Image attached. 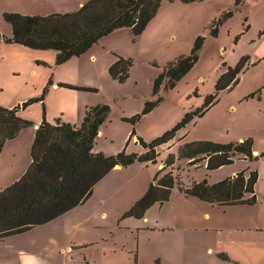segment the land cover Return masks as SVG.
<instances>
[{
    "label": "rangeland",
    "instance_id": "1",
    "mask_svg": "<svg viewBox=\"0 0 264 264\" xmlns=\"http://www.w3.org/2000/svg\"><path fill=\"white\" fill-rule=\"evenodd\" d=\"M233 2L234 0H202L191 3L164 1L156 15L138 35H132L128 28L116 29L82 55L61 64L55 63L53 50H45V53L52 55L50 65H34L35 61L25 71L24 65H21L19 73L0 79V103H8L14 99L15 107L20 100L39 97L46 88L43 104L47 116L52 120L62 113L63 118L80 124L83 113L77 119V109L86 104H107L110 112L95 139L96 151L106 155L121 151L140 154L145 152V149L139 143V138L145 143L151 142L174 127L185 113L201 108L205 96L214 91L215 82L227 67H235L240 60L246 59V65L238 75L237 84L220 90L215 104L207 108L201 116L193 117L184 127L178 129L172 139L155 147V163L135 161L127 168L123 167L118 178L127 184L105 207L98 206V199L101 195L107 196L108 199L111 191L107 187L119 182L113 174L107 176L103 184L98 186L95 195L91 198L89 196L86 203L79 207L85 209L77 212L82 217L88 216L93 209L99 211V215L87 218L91 220L90 225L100 226L96 228V231L100 229L96 236L93 233L95 228L92 234H79L76 229L70 227L71 221H65L64 224L68 225L69 229L67 242L73 239L92 241V244L78 248H74L70 243V252L66 254L65 264H136V248L129 240V233L117 230L119 234L109 238L105 237L106 231L113 232L115 226L119 228L128 224L132 216L119 219L126 202L139 197L138 194L141 196L157 173L162 176L171 172L178 182L188 185L192 181L202 179L214 183L225 177H233L232 171H244L248 175L251 170H256L254 190L264 213V156L248 160L237 155L231 164L207 170L204 160L196 167L178 154L179 144L187 141L206 139L240 142L247 137L252 138V148L257 150L258 154L264 152V0H243L238 6ZM2 6L12 9L8 11H14L19 7V1L0 0V7ZM228 10L232 11V15L224 18V13ZM216 23L219 27L215 36L211 31L212 25ZM197 36L204 37V40L198 60L192 68L172 88L166 89L162 85L158 94L152 95V83L157 74L167 62L188 54ZM37 51L39 50H33L34 53ZM31 54L21 55V63H25L28 57L31 59ZM117 56L132 60L129 76L123 83L112 79L108 73V68ZM34 67L36 73L32 77L27 72ZM53 71L55 72L52 73ZM18 81L21 84L25 81V87L16 90L18 87H15L14 83ZM49 81L51 83H48ZM53 84H57L58 88L55 89ZM83 86L96 90L79 88ZM253 92L255 95L250 96ZM157 96L162 97V100L155 108L142 114L134 123L128 120L141 113L146 100ZM20 109L21 106L18 110ZM24 109L28 110L25 112L28 120L33 122L41 119V103L33 102ZM32 126L24 127L20 131L32 129ZM11 145L13 148V144ZM12 151L13 149H6L0 155V183H4L6 179L2 165L10 164ZM20 153L21 149L19 157L23 155ZM168 158L173 160L171 166L164 165ZM26 166L25 169L29 165ZM103 208L106 210L105 216L102 215ZM101 234L104 238L100 237ZM143 236L145 238V235ZM142 238L141 236L140 241ZM156 247L141 245L138 264H155L153 256ZM0 264L11 263L1 255Z\"/></svg>",
    "mask_w": 264,
    "mask_h": 264
},
{
    "label": "trees",
    "instance_id": "2",
    "mask_svg": "<svg viewBox=\"0 0 264 264\" xmlns=\"http://www.w3.org/2000/svg\"><path fill=\"white\" fill-rule=\"evenodd\" d=\"M164 1L176 0H87L75 11L53 12L46 15L5 11L2 18L10 26L11 35L0 34V42L17 43L31 49L53 50L55 63L61 64L82 55L116 29L128 28L132 35L140 34ZM178 1L191 3L202 0ZM242 1L234 0L233 4L238 6ZM231 15L232 11L228 10L224 13V18ZM218 25V23L212 25L211 33L215 36L218 33ZM203 40L204 37L197 36L188 54L167 62L153 80L152 95L156 96L162 85L166 89L172 88L192 68L198 60ZM131 65L130 58L117 56L108 68L109 76L123 83L129 76ZM245 65L246 59H242L235 67H227L215 82L214 91L205 96L203 106L194 112L185 113L174 127L161 136L147 143L139 138V143L145 149L142 154L121 151L106 155L92 150L100 127L110 112L107 104L87 106L81 123L75 125L59 119L54 123L46 120L43 104L46 88L39 97L23 101L21 109L33 102H41V120L34 132L28 168L18 180L0 190V238L24 232L82 204L91 195L94 185L116 165L126 167L135 161L155 163L157 156L155 147L172 139L178 129L184 127L193 117L201 116L207 108L215 104L220 90L237 84L238 75ZM79 88L96 90L93 87ZM253 95L255 92L250 94ZM161 100L160 96L146 100L141 113L128 120L131 123L136 122L142 114L155 108ZM32 125L31 120L18 114L15 106L11 108L0 106V151L5 141L14 138L22 128ZM252 146L251 137L240 142L199 139L179 144L178 154L196 167L204 160L205 168L212 170L231 164L237 155L248 160L264 156V152L254 155ZM172 162V158H168L164 165L171 166ZM256 180L257 171L251 170L248 175L240 171L234 177H225L214 183L202 179L183 185L171 175V172L162 176H158L157 173L146 191L122 214V217H142L152 204H161L168 200L175 186L185 195L216 205L254 204ZM218 256L228 259L224 254Z\"/></svg>",
    "mask_w": 264,
    "mask_h": 264
},
{
    "label": "crops",
    "instance_id": "3",
    "mask_svg": "<svg viewBox=\"0 0 264 264\" xmlns=\"http://www.w3.org/2000/svg\"><path fill=\"white\" fill-rule=\"evenodd\" d=\"M18 1L19 7L11 12L17 11V13L28 15H46L53 12L64 13L75 11L83 5L86 0ZM8 10L12 9L6 8L5 6L0 7V34L2 33L5 36L11 35L10 26L2 18V13ZM33 50L36 49H31L17 43H5L1 41L0 79L19 73L21 65H24L23 70L25 71L27 67L35 61L36 64L34 65L38 63H43L44 65L47 63L50 65L52 61L51 54H47L45 50L40 49H38L39 51H37V53H34ZM26 53H32V58H26L25 63L22 64L21 55ZM54 72L55 71L52 73ZM27 73L33 77L36 73L35 67L30 68ZM1 82L2 81H0V83ZM14 84L15 87H18L16 88L17 90L19 87L24 88L26 82L22 81L21 84L18 81ZM53 86H56L55 89L58 88L57 84H53ZM5 101L8 102V99ZM22 102L23 100H20V103ZM14 104V99L8 103H0L1 106L7 108L15 106ZM87 106L89 105L86 104L77 109L79 113L77 119L82 113L84 115V110ZM26 111L28 110L20 109L18 110V114L22 118L28 119L25 116ZM45 118L50 123H54L56 119H59L62 122L75 123V125L79 124L76 121L71 122L68 118H63L62 113L58 114V116L52 120L45 112ZM40 120L41 119L33 121L32 129L19 131L14 138L5 141L0 155L6 149L9 151L13 149V151L9 158V161H11L10 164L2 165L6 179L4 183H0V190L16 179L18 180L26 171V165H29L31 162V141ZM11 144H13V148ZM20 149V154L23 155L19 157ZM92 150L97 152L94 146ZM253 153L258 154L255 149H253ZM143 163L148 164L146 162ZM122 170L123 166H114L94 185L89 198H91L93 194L95 195L96 190L103 184V180H105L107 176L113 174L112 176L118 178L119 172H122ZM231 174L234 177L236 172L232 171ZM126 184L125 181H121L120 179L118 183L110 184L107 189L111 191V194L108 199L107 196L101 195L98 199V206L101 208L105 207L107 203L110 202V199H112L122 187H125ZM138 195L140 197V194ZM139 197L136 196L126 202L119 219L123 218L122 214ZM86 201L48 222L33 226L21 233L1 237L0 256L2 255L3 258L11 264L13 262L16 264H65L66 254L70 252V243L73 244L72 246H74V248L85 247L88 244H92L91 240L83 241L74 240L73 238L72 241L67 242L69 229L68 225L64 224L65 221H71L70 227L76 229L79 234L84 232L92 234L94 228L95 231L93 233L95 236L100 232V229L96 231V228L100 226L90 225L89 223L91 220H87L88 216L99 215L98 210L93 209L92 213H89L88 216L83 215V217L77 214L79 210H85L79 209V207L84 205ZM260 206L257 197L256 202L250 205H216L185 195L175 186L172 188L168 200L161 204H152L145 210L143 216L140 218L130 217V221H128L126 226H119V228L115 226L113 232L106 231L105 237H114L116 233L119 234L117 230L127 231L129 233L130 242L136 248V252L134 253L136 264H138L139 248L141 245L157 246L153 256L155 264H264V213ZM102 211V215L105 216L106 210L103 208ZM94 219L97 218L94 217ZM102 235L103 234L100 235L101 238L103 237ZM143 235H145V238ZM141 236L143 238L140 241ZM123 247L125 246L123 245ZM218 254H224L228 259L225 260L220 258Z\"/></svg>",
    "mask_w": 264,
    "mask_h": 264
},
{
    "label": "water",
    "instance_id": "4",
    "mask_svg": "<svg viewBox=\"0 0 264 264\" xmlns=\"http://www.w3.org/2000/svg\"><path fill=\"white\" fill-rule=\"evenodd\" d=\"M20 106H21V104H20V103H18V104H17V106H16V109H19V108H20Z\"/></svg>",
    "mask_w": 264,
    "mask_h": 264
}]
</instances>
